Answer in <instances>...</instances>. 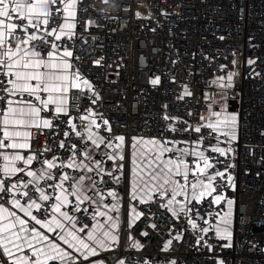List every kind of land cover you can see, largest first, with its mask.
<instances>
[{
  "label": "snow or ice",
  "instance_id": "1",
  "mask_svg": "<svg viewBox=\"0 0 264 264\" xmlns=\"http://www.w3.org/2000/svg\"><path fill=\"white\" fill-rule=\"evenodd\" d=\"M152 7L139 5L135 18L159 26L171 15ZM110 9L127 14L130 6L118 0H0V264H105L90 258L119 248L125 231L124 251L136 254L118 264H176L167 255H140L145 245L132 234L138 222L141 237H160L161 253L183 243L210 254L207 264H227L221 253L233 248L236 203L227 192L237 187L241 136L240 113L229 110L227 99L239 61H231L233 69L219 65L205 85L217 91H204L186 117L170 114L165 103L163 127L155 134L128 132L102 111L93 71H104L114 84L108 76L118 78L124 66L122 56L106 59L92 31L104 27L101 20L120 19ZM247 64L250 75L261 76L256 59ZM148 83L161 86V75ZM170 83H177L175 76ZM177 92V102L196 97L187 83ZM145 127L151 132L147 121Z\"/></svg>",
  "mask_w": 264,
  "mask_h": 264
},
{
  "label": "built area",
  "instance_id": "2",
  "mask_svg": "<svg viewBox=\"0 0 264 264\" xmlns=\"http://www.w3.org/2000/svg\"><path fill=\"white\" fill-rule=\"evenodd\" d=\"M94 0H85L92 4ZM98 3V0H95ZM130 11L117 12L110 9L112 15H118L117 22L101 20L102 29H92L103 43V54L111 62L124 58V66L118 69L121 75H109L108 84L104 71L93 69L99 74V91L104 98L102 111L111 118L126 124L128 132L143 129L146 135L155 134L163 127L160 116L169 105V113L185 116L189 108H198L196 99L201 98L207 81L217 73L220 64L233 69L231 61H239V76L234 89L228 93L227 103L239 108L241 136L236 144V190L228 189L227 194L234 198V241L232 249H225L221 255L227 264H264V0H118ZM155 5L154 13L161 9L171 15L161 17L159 26L155 21L138 20L134 12L139 5ZM139 10L143 11L141 7ZM91 15L97 14L89 9ZM144 25L156 27V32L143 28ZM115 29V31H111ZM225 39L220 40L219 37ZM99 43V41H98ZM99 49L97 52L99 53ZM233 53H236L233 56ZM227 57V59H225ZM257 60L256 71L261 76L250 75L247 60ZM171 61H176L173 64ZM167 73V74H165ZM191 73V75H190ZM161 75L162 85L153 88L149 77ZM175 76L177 83H170ZM187 83L196 93L190 103L177 102V87ZM125 94L127 101L122 99ZM109 101L111 103H109ZM78 102V101H74ZM201 103L203 101L201 100ZM87 105L88 101L84 100ZM123 104V107H113ZM179 109V111H177ZM145 121L151 132L145 127ZM187 139V134L184 135ZM43 140V138H41ZM143 224L138 222L132 234L141 240L145 249L140 255L154 257L170 256L176 264H207L206 251L197 252L186 244H174L170 253L159 252L161 239H151L139 235ZM127 232L121 237V245L110 251L102 252L100 259L105 264H118L125 252ZM256 245V247H253Z\"/></svg>",
  "mask_w": 264,
  "mask_h": 264
},
{
  "label": "rangeland",
  "instance_id": "3",
  "mask_svg": "<svg viewBox=\"0 0 264 264\" xmlns=\"http://www.w3.org/2000/svg\"><path fill=\"white\" fill-rule=\"evenodd\" d=\"M218 99V97H217ZM228 104V103H227ZM228 107H229V110L230 111H239V108L237 106H233V105H230L228 104ZM234 217V216H233ZM234 225V224H233Z\"/></svg>",
  "mask_w": 264,
  "mask_h": 264
},
{
  "label": "crops",
  "instance_id": "4",
  "mask_svg": "<svg viewBox=\"0 0 264 264\" xmlns=\"http://www.w3.org/2000/svg\"><path fill=\"white\" fill-rule=\"evenodd\" d=\"M219 99V98H218ZM99 257H91L90 260L98 259Z\"/></svg>",
  "mask_w": 264,
  "mask_h": 264
}]
</instances>
